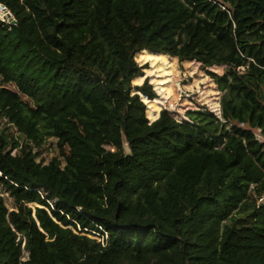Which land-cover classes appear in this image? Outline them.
I'll return each instance as SVG.
<instances>
[{"label": "trees", "instance_id": "1", "mask_svg": "<svg viewBox=\"0 0 264 264\" xmlns=\"http://www.w3.org/2000/svg\"><path fill=\"white\" fill-rule=\"evenodd\" d=\"M0 5V264H264V0ZM138 55L227 65L221 116L151 122Z\"/></svg>", "mask_w": 264, "mask_h": 264}, {"label": "rangeland", "instance_id": "2", "mask_svg": "<svg viewBox=\"0 0 264 264\" xmlns=\"http://www.w3.org/2000/svg\"><path fill=\"white\" fill-rule=\"evenodd\" d=\"M0 18L10 20L12 16L0 9ZM136 59L147 68L145 76L136 79L133 85H142L148 80L159 96L152 102L144 99L147 104V116L151 122L157 120L165 108L178 119L188 111L198 109L199 106L208 108L216 115H221V100L225 92L220 91L214 75L220 79H226L227 65L217 64L210 66L211 68L203 67L196 62H179L176 58L168 56L166 59H144L142 55H138ZM4 123L0 120V126ZM17 135L15 133V136ZM58 156L56 141L48 139L41 149L38 162L47 165ZM3 197L7 207L12 211L14 209L13 198L6 192H3ZM30 206L36 207V205Z\"/></svg>", "mask_w": 264, "mask_h": 264}, {"label": "water", "instance_id": "3", "mask_svg": "<svg viewBox=\"0 0 264 264\" xmlns=\"http://www.w3.org/2000/svg\"><path fill=\"white\" fill-rule=\"evenodd\" d=\"M0 9H2L3 11H5L6 13H8L10 15V13L6 10V8L4 6L0 5ZM10 22L15 23L13 18L10 19ZM124 150L126 152V156L130 157L131 156V150H130L129 146L126 143H124Z\"/></svg>", "mask_w": 264, "mask_h": 264}, {"label": "built area", "instance_id": "4", "mask_svg": "<svg viewBox=\"0 0 264 264\" xmlns=\"http://www.w3.org/2000/svg\"><path fill=\"white\" fill-rule=\"evenodd\" d=\"M219 116V115H218ZM221 116V115H220ZM219 116V117H220ZM262 202H264V195L262 196V198L259 200V203H262ZM88 236H92V237H94L97 241H99V242H101L102 244H105V241L107 240V237H102V236H100V235H98V234H93V235H88ZM94 238H92V239H94Z\"/></svg>", "mask_w": 264, "mask_h": 264}]
</instances>
